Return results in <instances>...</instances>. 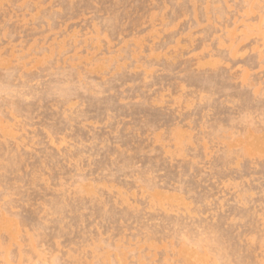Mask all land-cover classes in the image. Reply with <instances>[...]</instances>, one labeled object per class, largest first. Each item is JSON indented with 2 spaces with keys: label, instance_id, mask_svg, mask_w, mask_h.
Masks as SVG:
<instances>
[{
  "label": "rangeland",
  "instance_id": "obj_1",
  "mask_svg": "<svg viewBox=\"0 0 264 264\" xmlns=\"http://www.w3.org/2000/svg\"><path fill=\"white\" fill-rule=\"evenodd\" d=\"M0 264H264V0H0Z\"/></svg>",
  "mask_w": 264,
  "mask_h": 264
}]
</instances>
